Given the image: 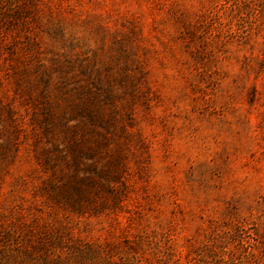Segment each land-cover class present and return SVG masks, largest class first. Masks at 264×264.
<instances>
[{
	"label": "rangeland",
	"instance_id": "1",
	"mask_svg": "<svg viewBox=\"0 0 264 264\" xmlns=\"http://www.w3.org/2000/svg\"><path fill=\"white\" fill-rule=\"evenodd\" d=\"M0 264H264V0H0Z\"/></svg>",
	"mask_w": 264,
	"mask_h": 264
}]
</instances>
